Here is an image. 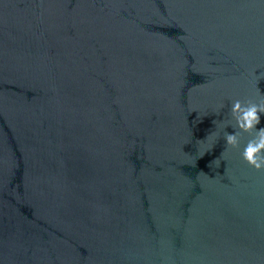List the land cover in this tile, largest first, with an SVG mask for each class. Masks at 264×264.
I'll use <instances>...</instances> for the list:
<instances>
[{"label": "water", "instance_id": "obj_1", "mask_svg": "<svg viewBox=\"0 0 264 264\" xmlns=\"http://www.w3.org/2000/svg\"><path fill=\"white\" fill-rule=\"evenodd\" d=\"M236 101L264 0H0V264H264Z\"/></svg>", "mask_w": 264, "mask_h": 264}, {"label": "clouds", "instance_id": "obj_2", "mask_svg": "<svg viewBox=\"0 0 264 264\" xmlns=\"http://www.w3.org/2000/svg\"><path fill=\"white\" fill-rule=\"evenodd\" d=\"M232 114L237 120V125L243 131L255 130V137L248 141L242 157L244 161L256 170H264V128L257 130V125L261 123V113H264V104L250 103L242 105L236 101L232 105ZM227 144L237 146V134L225 133Z\"/></svg>", "mask_w": 264, "mask_h": 264}]
</instances>
